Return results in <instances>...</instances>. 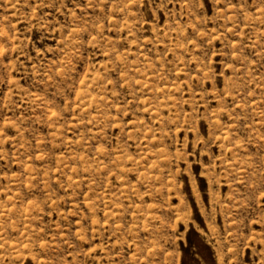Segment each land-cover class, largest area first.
<instances>
[{
	"label": "rangeland",
	"instance_id": "374dc122",
	"mask_svg": "<svg viewBox=\"0 0 264 264\" xmlns=\"http://www.w3.org/2000/svg\"><path fill=\"white\" fill-rule=\"evenodd\" d=\"M0 264H264V0H0Z\"/></svg>",
	"mask_w": 264,
	"mask_h": 264
}]
</instances>
